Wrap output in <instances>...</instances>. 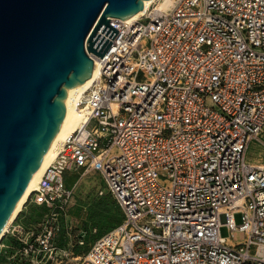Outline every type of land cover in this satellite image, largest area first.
Here are the masks:
<instances>
[{"label":"built area","instance_id":"2783aa9c","mask_svg":"<svg viewBox=\"0 0 264 264\" xmlns=\"http://www.w3.org/2000/svg\"><path fill=\"white\" fill-rule=\"evenodd\" d=\"M110 25L82 122L28 201L58 227L72 198L65 174H101L122 217L76 264H264V165L247 159L251 143L257 159L264 150V0L152 2ZM16 219L4 235L19 237L20 254L51 248L50 230Z\"/></svg>","mask_w":264,"mask_h":264},{"label":"water","instance_id":"95a60500","mask_svg":"<svg viewBox=\"0 0 264 264\" xmlns=\"http://www.w3.org/2000/svg\"><path fill=\"white\" fill-rule=\"evenodd\" d=\"M143 0H0V233L90 75Z\"/></svg>","mask_w":264,"mask_h":264},{"label":"rangeland","instance_id":"374dc122","mask_svg":"<svg viewBox=\"0 0 264 264\" xmlns=\"http://www.w3.org/2000/svg\"><path fill=\"white\" fill-rule=\"evenodd\" d=\"M162 0H155L159 4ZM264 142V135L262 136ZM256 143H251L247 159L264 165V150ZM65 182L72 190V198L67 212L61 218L58 227L51 225L46 216V210L26 202L24 208L17 216L16 222L22 223L25 230H32L34 234H45L51 231L48 243L49 250H38L32 254H20L23 247L19 237L5 234V258L0 264H76L80 256L92 241L114 227L120 222L122 212L112 198L106 184L98 171L78 170L65 174ZM234 223H241V214L235 213ZM222 237H228L229 233L225 227L220 229ZM244 239L242 232L232 234L233 242H241Z\"/></svg>","mask_w":264,"mask_h":264},{"label":"bare ground","instance_id":"6f19581e","mask_svg":"<svg viewBox=\"0 0 264 264\" xmlns=\"http://www.w3.org/2000/svg\"><path fill=\"white\" fill-rule=\"evenodd\" d=\"M155 0H143L141 1V8L140 10L128 17L125 21L134 20L135 18H138L141 16L149 4L154 2ZM172 0H162L159 4V7H161L163 10H167L170 7ZM93 60V66L90 71V75L88 78L82 80L74 88H72L67 95L66 98V107H65V117L63 118L62 122L60 123L56 133L54 134L48 148L45 151V154L42 158V161L29 180L28 184L26 185L22 195L20 196L19 200L17 201L15 207L13 208L12 212L10 213V216L5 223L1 233H0V240L2 239L4 233L6 232L9 224L17 218L19 213L24 208L26 202L28 201L29 196L32 194L33 191H35L36 186L38 184V181L44 172V170L51 164V162L54 160L56 156V151L59 148L60 144L65 140L68 136H70L81 124L82 118L80 116V113L78 111L77 105L78 100L80 96L86 92V90L91 86V84L95 81L98 70L96 67L97 63V57L91 56Z\"/></svg>","mask_w":264,"mask_h":264},{"label":"crops","instance_id":"0c3cea01","mask_svg":"<svg viewBox=\"0 0 264 264\" xmlns=\"http://www.w3.org/2000/svg\"><path fill=\"white\" fill-rule=\"evenodd\" d=\"M5 235H3L2 239L0 240V261L5 258Z\"/></svg>","mask_w":264,"mask_h":264}]
</instances>
